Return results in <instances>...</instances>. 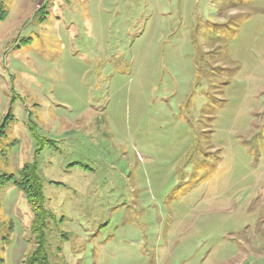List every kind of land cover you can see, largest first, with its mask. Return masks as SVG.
<instances>
[{"label":"rangeland","instance_id":"rangeland-1","mask_svg":"<svg viewBox=\"0 0 264 264\" xmlns=\"http://www.w3.org/2000/svg\"><path fill=\"white\" fill-rule=\"evenodd\" d=\"M27 165L3 264H264V0H0V175Z\"/></svg>","mask_w":264,"mask_h":264},{"label":"trees","instance_id":"trees-1","mask_svg":"<svg viewBox=\"0 0 264 264\" xmlns=\"http://www.w3.org/2000/svg\"><path fill=\"white\" fill-rule=\"evenodd\" d=\"M30 170V166L27 165L23 170V176L20 180H16L15 176L12 174L0 175V184H3L7 181H13L18 188H20L27 194L32 206L37 211L39 207H41L40 201H38L37 198L43 197V183L40 178L35 174V172L31 173ZM0 264H3V259L1 257Z\"/></svg>","mask_w":264,"mask_h":264}]
</instances>
